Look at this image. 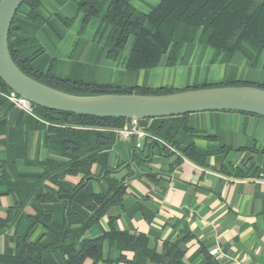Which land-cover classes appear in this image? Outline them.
<instances>
[{
  "label": "crops",
  "instance_id": "obj_1",
  "mask_svg": "<svg viewBox=\"0 0 264 264\" xmlns=\"http://www.w3.org/2000/svg\"><path fill=\"white\" fill-rule=\"evenodd\" d=\"M82 1L39 0V12L49 23L27 19L29 9L22 5L13 18L12 31L13 37L23 42L20 58L33 56L31 65L43 72L52 65L58 78L122 87L178 91L233 81L264 85L261 47L251 58L239 53L228 57L195 41L181 47L174 65H166L163 56L155 67L127 71L126 57L110 59L108 45L98 46L93 41L99 25L105 33L111 32L110 26L101 22V15L82 27L81 40H77L83 20L78 4ZM94 1L104 10L109 0ZM128 1L136 10L148 13L161 0ZM62 19L70 22L65 24ZM73 43L77 44L73 54L79 51L76 61L70 60ZM84 65H89L86 80L79 77ZM36 119L32 110L27 112L0 99V254L14 249L15 237L26 228L25 215L34 212L27 204L20 217L9 223L7 210L15 197L8 186L16 180H38L47 160L67 162L59 147L47 143V130ZM185 119L189 129L180 133L177 147L182 151L191 145L208 152L202 162L148 137L123 139L116 135L109 147L97 152L72 209L85 214L91 195L106 188L102 179L106 169L123 181L126 190L121 204L110 207L84 236L102 235L112 218L118 230L145 234L157 252L162 251L164 242L174 243L186 264H264V118L239 111H203L189 113ZM88 149L86 143L80 145L81 159L88 156ZM82 177L78 172L65 174L62 180L74 185ZM43 183L56 189L51 180ZM41 207L52 221H62V202ZM53 232L49 223L41 224L31 239L47 245ZM70 241L71 237L67 243ZM213 248L218 249L215 255L210 253ZM122 255L124 259H118ZM105 257L108 261L97 264H157L138 251L120 252L115 244L105 248ZM47 258L50 264H59L55 251Z\"/></svg>",
  "mask_w": 264,
  "mask_h": 264
},
{
  "label": "trees",
  "instance_id": "obj_2",
  "mask_svg": "<svg viewBox=\"0 0 264 264\" xmlns=\"http://www.w3.org/2000/svg\"><path fill=\"white\" fill-rule=\"evenodd\" d=\"M22 5L29 9L25 15L27 19L36 23H49L39 12V0H24L20 7ZM78 11L83 13L81 28L99 15L101 22L110 26L108 58L116 59L129 39H132L125 61V68L130 72L155 67L163 56H166V65H174L181 47L195 41L211 46L216 53L225 52L228 57L239 53L251 58L257 48L264 49V0H161L148 13L136 10L128 0H109L104 10L94 0H83L78 4ZM62 21L65 24L70 22L69 19ZM13 30L12 20L8 48L15 64L27 76L54 89L74 95L166 94L177 91L168 87H122L58 78L53 75L52 65L43 72L31 65L33 56L20 58L23 42L13 37ZM228 85L264 88L263 84L233 81L186 89ZM9 91L8 86L0 79V92ZM0 99L4 98L0 96ZM31 110L37 118L36 123L47 130V143L59 147L67 162L47 160L42 163L44 172L38 180H16L8 186L15 199L7 210V221L15 222L27 204L32 206L34 212L25 215L24 232L15 237L12 251L0 254V264H50L47 254L51 251H55L59 264H87V259L91 261L90 264H97L99 261H108L105 248L114 244L120 252L138 251L157 264H186L183 252L174 243L164 242L162 251L157 252L149 246L145 234H130L118 230L112 218L109 219V229L102 235L84 236L88 228L110 207L121 204L126 186L121 179L111 176L112 170L106 169L102 174L106 188L91 195L85 214L71 207L76 193L83 186L84 178L89 175V167L96 160L97 152L112 144L116 136L112 130L121 128L128 119L78 115L34 104ZM186 115L142 119L140 124L148 133L187 158L202 162L208 152L191 145L182 151L177 147L178 136L189 129ZM82 143H86L89 148L85 159L79 156ZM78 172H82L83 177L77 184L71 185L62 180L65 174L74 175ZM45 179L51 180L56 189L44 186ZM50 202L64 204L60 223L52 221L50 214L41 207ZM46 223L54 231L51 234L53 240L47 245L40 239H31L36 228ZM69 237L71 241L67 243ZM118 259H124L123 255Z\"/></svg>",
  "mask_w": 264,
  "mask_h": 264
},
{
  "label": "water",
  "instance_id": "obj_3",
  "mask_svg": "<svg viewBox=\"0 0 264 264\" xmlns=\"http://www.w3.org/2000/svg\"><path fill=\"white\" fill-rule=\"evenodd\" d=\"M24 0H0V79L17 95L50 110L78 115L151 119L203 111H239L264 118V88L253 85L207 86L166 94L74 95L24 74L13 61L8 33Z\"/></svg>",
  "mask_w": 264,
  "mask_h": 264
},
{
  "label": "built area",
  "instance_id": "obj_4",
  "mask_svg": "<svg viewBox=\"0 0 264 264\" xmlns=\"http://www.w3.org/2000/svg\"><path fill=\"white\" fill-rule=\"evenodd\" d=\"M0 96L9 101L11 104L17 106L20 109H23L27 112H31L32 103H30L27 99L17 95L14 91L10 90L7 93L0 92ZM102 130V129H99ZM116 135L120 136L123 139H130L131 137L137 138H150L153 140H159L154 135L148 133L145 128L140 124V119L131 118L128 119L124 125L119 129L112 130ZM140 143L136 142V147H139ZM170 149L175 151V148L170 146ZM218 249H211L210 253L212 255L217 254Z\"/></svg>",
  "mask_w": 264,
  "mask_h": 264
},
{
  "label": "rangeland",
  "instance_id": "obj_5",
  "mask_svg": "<svg viewBox=\"0 0 264 264\" xmlns=\"http://www.w3.org/2000/svg\"><path fill=\"white\" fill-rule=\"evenodd\" d=\"M81 34H82V28H80V29L77 31V34H76L77 40L80 38ZM108 34H109V32H106V33H105V29L102 28V27L99 25V27L97 28V31H96V35H95V36H96V39L93 40L94 43H95V45L98 44V46H101V45H102V46L104 47V45L106 44V46H107V45L109 44V35H108ZM80 40H81V38H80ZM131 40H132V39H129V41L127 42V44H126L124 50L122 51V53L120 54V56H119V58H118L119 60H120V58H121L122 56H123V57H126V56H127L128 51H129V49H130ZM76 45H77V44L73 43L72 54H73V50H75ZM105 52H106V50H105ZM78 54H79V51H77L75 54H73L71 58H70L71 54H70L69 56H67V58H70V60L76 61V58H77ZM48 66H49V64H48ZM48 66H47V67H48ZM88 69H89V65H84V66H83V70H82V72L79 74V77H80L81 79H83V80H86V79H87V71H88ZM62 72H63V71H62ZM71 77H73V74H71Z\"/></svg>",
  "mask_w": 264,
  "mask_h": 264
}]
</instances>
